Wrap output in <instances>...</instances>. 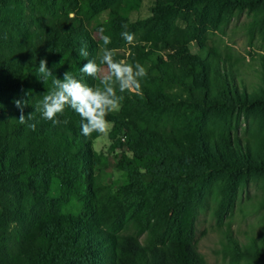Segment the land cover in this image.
Here are the masks:
<instances>
[{"label": "trees", "instance_id": "trees-1", "mask_svg": "<svg viewBox=\"0 0 264 264\" xmlns=\"http://www.w3.org/2000/svg\"><path fill=\"white\" fill-rule=\"evenodd\" d=\"M143 1L0 0V264H207L199 216L211 210L222 227L249 179L264 177V52L250 53L260 64L254 86L242 74L246 58L223 38L246 11L249 42L264 48V0H153L150 16L132 19ZM104 34L116 59L147 69L107 116L109 151L127 149L116 156L119 186L97 173L106 163L93 148L101 133L83 135L71 107L58 117L66 124L34 112L53 79L37 78L39 61L60 79L71 71L95 85L80 68L99 62ZM16 100L33 113L24 124ZM74 199L83 210L66 215ZM258 204L264 209V196ZM225 234L229 264H264L263 236L241 244Z\"/></svg>", "mask_w": 264, "mask_h": 264}, {"label": "rangeland", "instance_id": "rangeland-1", "mask_svg": "<svg viewBox=\"0 0 264 264\" xmlns=\"http://www.w3.org/2000/svg\"><path fill=\"white\" fill-rule=\"evenodd\" d=\"M152 1L144 0L139 10L131 13L132 19L146 18L152 14ZM252 19L248 12H238L231 17L226 33L223 38L232 46V51L236 58H246V62H242V74L250 84L257 85L259 82L260 64L257 59L253 60L250 53L264 52L263 46L258 38L254 43L249 42V36L245 30V25ZM213 38L216 39L220 32L215 33ZM95 36L100 38L99 33L95 32ZM193 51H196V45L192 46ZM251 89L254 87L251 86ZM121 105L114 112H118ZM112 123L109 122L107 132L101 134L93 143V148L97 154H101L105 159V164L100 165L97 169L102 181L106 184L119 186L124 181L123 173L116 167L117 153L125 150L117 149L114 153L109 151L112 140L109 133L112 129ZM124 140V139H123ZM102 161V160H101ZM243 196L237 203L233 213L228 214L221 223L222 227L218 226L217 218L213 216L211 210H207L199 216L196 230V242L199 251L205 257L207 264H229V258L225 256V247L228 243V238L225 231L229 228L233 235L241 244H248L253 237H264V209L257 205L263 199L264 192V177L249 179V182L243 188ZM52 192L54 196L60 194V182L58 179L52 181ZM83 202L74 199L70 204L63 207V212L66 215H78L83 210ZM242 264H247L243 262Z\"/></svg>", "mask_w": 264, "mask_h": 264}, {"label": "clouds", "instance_id": "clouds-1", "mask_svg": "<svg viewBox=\"0 0 264 264\" xmlns=\"http://www.w3.org/2000/svg\"><path fill=\"white\" fill-rule=\"evenodd\" d=\"M122 29V38L129 45L133 44L135 34L127 30V24H123ZM98 31L104 33L105 28L100 27ZM101 40L99 62L97 59H88L80 68L81 73L97 81L95 85H90L83 78H77L71 71H66L60 79L48 68L46 59L39 61L37 78L45 85L49 77L53 79L52 88L43 94L42 99L34 106V112H39L43 119L51 120L54 124H66L67 119L60 120L58 117L63 115L66 107H71L81 117L83 135L107 132V116L118 108L123 99L118 93L138 90L141 87L140 81L147 76V69L139 61L130 63L127 59H116V50L109 47L112 44L110 35H102ZM78 54L80 57H89L86 44L81 45ZM14 103L21 110L18 119L21 124L33 118V113L24 115L26 101L16 100Z\"/></svg>", "mask_w": 264, "mask_h": 264}]
</instances>
